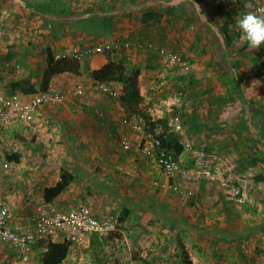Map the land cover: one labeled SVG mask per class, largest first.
<instances>
[{
	"label": "crops",
	"instance_id": "0c3cea01",
	"mask_svg": "<svg viewBox=\"0 0 264 264\" xmlns=\"http://www.w3.org/2000/svg\"><path fill=\"white\" fill-rule=\"evenodd\" d=\"M251 1L0 0L5 30L0 39V89L20 96L22 101L42 90L44 71L52 62L110 42L165 48L191 65V75L186 80L182 69L181 72L167 64L155 50L138 54L117 48L85 55L78 60L77 74L52 76L49 84L69 91L79 86L82 95L69 93L60 105L39 107L33 115L32 128L14 122L0 129V156L10 164L8 171L0 173V198L12 206L15 197L19 208L29 212L35 204L46 203L44 189L54 186L65 172L71 176L67 189L49 203L62 209L86 205L97 216L122 214L119 232L124 241L120 247L111 248V259L119 264L121 260L124 264H152L150 251H143L148 247V237L143 234L158 232V225H172L178 234L189 214L174 197L164 193L159 194L164 200L161 208H155L153 201L142 203L149 202L154 194L149 185L153 177L161 187L168 179L153 176L149 159L133 152L139 137L123 124L125 118L134 115L128 114L119 102L122 86L102 83L118 94L112 98L99 90L100 82L91 73L109 62H122L137 75L146 109L140 108L153 123L155 118L170 121L182 111L178 118L183 133L196 137L194 147L213 150L218 156L213 157L215 168L227 166L231 152L246 151L245 139L250 135L264 136V91L259 90L257 81L247 80L263 62L264 47L251 49L236 26ZM242 40L244 46L240 47ZM24 79L30 80L34 93L10 90L11 83ZM180 91L185 92V102L176 104L179 109L168 108ZM125 134L132 144L130 151L119 147ZM232 162L241 167L240 171L248 165L240 156ZM207 198V210L192 209V222L205 223L194 225L193 231L211 233L215 244L209 246L212 259L230 256L233 264H247L246 237L258 227H249L243 208L225 201L216 187ZM181 247L196 264L188 244L182 243ZM107 250L104 243L98 245L97 263L106 262ZM153 251L159 255L158 250ZM62 264H69V260L66 258Z\"/></svg>",
	"mask_w": 264,
	"mask_h": 264
},
{
	"label": "rangeland",
	"instance_id": "374dc122",
	"mask_svg": "<svg viewBox=\"0 0 264 264\" xmlns=\"http://www.w3.org/2000/svg\"><path fill=\"white\" fill-rule=\"evenodd\" d=\"M54 3H56V0H54ZM247 7L243 9L244 11L242 10L243 13H241V16L248 12L255 13L259 16H264V0H252L251 4ZM3 35H5V30L3 26V20L0 18V39ZM117 44L121 43H108L110 49H107L106 51L110 52L113 51V49L118 50L117 48H115ZM123 44H125V42ZM151 46L155 49L164 50V55H159L158 53H156V55L165 60L167 64H170L177 69L179 68L180 71L182 69V71L184 72L185 70L182 67L183 65H178L171 60V56L173 55L179 57L182 63L188 66V74L184 73L185 76H183L186 80L190 77L191 74L189 73L191 71V65L188 61L184 60L177 54L172 53L165 48H159L153 45ZM239 46H244V40L240 42ZM135 51H137L135 53L140 54L139 52H144L147 50ZM45 62H47V59ZM15 69L17 70L18 67H16ZM253 71V76H250L249 78H247V80L257 81V85L260 86L259 90L264 91V60L263 62H259L258 67L254 68ZM253 86L249 88L250 91ZM0 91L5 92L4 89H0ZM253 92L254 91H252L250 95H252ZM184 93L185 92L180 91L176 93L173 98L171 97L173 101L172 104L171 102L167 104L168 108L173 107L177 103H184ZM141 107L143 109H146L144 102L141 104ZM179 114L181 115L182 111L178 113V115ZM155 119L156 122H154V125L157 127H161L164 123H167V125L168 123H171V126H168L170 128L169 135H171L169 136V152L173 155L176 163H178V165L181 167L184 175L183 177H174L172 180H168V182L166 180L167 183L164 184L163 187H161L159 185V181L153 177V179L149 181V185L153 189L151 191L154 194L149 202L142 203L146 205L147 203L150 204L153 201L152 203L154 204L155 208H161L164 200L160 199L161 195L159 194L164 193V195H167L169 198L174 197L176 199V203H178L179 205H183V207L186 209L185 213L189 215L185 216L184 229L182 228L183 230L178 234H176L178 229L173 228L172 225L166 226L167 228H162L160 227V225H158V232L155 231L156 233H149L147 231L143 234L148 237L145 239L146 245H148V247H144L143 251H150L148 256L151 257L152 264H182V243L188 244L189 249H191L193 252V258H195L196 264L235 263V261H233L234 259L230 256H228L226 259L222 256H217V258L212 259V257H210L209 255V246L215 244L211 242V233L208 232V230L205 232L201 231L199 233L193 231L194 225H202L205 223L200 224L198 222H192V209H199L200 207L202 209L206 207L207 210L210 202V199L208 200L207 195L209 193H213L215 187L219 189L220 195L225 198V201H228L233 206L243 208L242 211L246 216H248L249 227H258L254 232L250 233L252 234L251 236L246 237V249L248 250L246 255H249L247 257V264H264V140L260 137L261 135H250L247 139L244 140L246 142V147L244 149V151H246L244 153L231 152L230 158L228 159L229 161L227 162L228 165L223 166L222 168H215L213 157L217 155L212 152L213 150L210 151L208 149H205V147H194L196 137L187 136L183 133L181 120L178 121L179 128H174V123L171 121L160 120L159 118ZM135 121L136 123H140V119L136 118ZM145 128L147 133L151 132V127L147 126ZM136 135L139 138L136 141L137 144L133 146V149L135 150L133 152L141 157H144L145 159H149L152 167L151 172L153 170V176H157L159 174L158 176L162 177L163 174L161 173V170L158 167L155 159L148 158L141 153V148L144 146L145 142L143 139L144 137H142V135L140 134ZM127 138V140H129L130 142V138L128 135ZM235 147H237V145ZM236 156H240L248 161V165L246 167L241 164L245 167V170L243 167L242 171H240L241 167L233 166V164L231 165V163H233L232 161L234 160V157ZM152 164L157 168V170L155 167H153ZM13 194L15 195V188L12 191V195ZM12 203V206L8 205V207L13 217L23 218L28 213V211H25V208H19L20 205L18 206V202L15 197ZM173 203H175L174 200ZM110 216L117 220V228L115 232L104 236H92L89 240H87L86 243L82 245H69L68 255L66 257L69 260V264H100L96 262V259L98 258V245L101 243H104L105 246H107V251H109L106 262L101 263L110 264L111 262V264H119L118 260H113L114 258L111 259L113 255L111 254V248L116 246L120 247L121 245L119 243L121 241H124L122 235L119 232L122 229L120 220H122L123 215L121 214V216H115L113 214H110ZM170 224H175V222L170 221ZM160 230L162 232H160ZM117 234H119V236ZM158 234H161L160 237L157 236ZM103 237H106V239H103ZM197 239H199L201 243H198ZM45 240L46 239L39 240L31 246V253L26 264H41L39 260L40 254L42 250H44L41 246V243H44L42 241ZM203 248H206L207 251H203ZM218 249L222 250L224 248L219 247ZM153 250H158L159 255H155L156 252ZM152 253L154 255H152ZM8 256H11L9 247L0 244V264H6L5 257ZM197 258L199 260H197ZM8 264L22 263L16 258L8 261ZM121 264H124L123 260H121Z\"/></svg>",
	"mask_w": 264,
	"mask_h": 264
},
{
	"label": "built area",
	"instance_id": "2783aa9c",
	"mask_svg": "<svg viewBox=\"0 0 264 264\" xmlns=\"http://www.w3.org/2000/svg\"><path fill=\"white\" fill-rule=\"evenodd\" d=\"M258 13V10H257ZM115 48L124 50H155L159 55H164L162 49H155L151 45L144 43H125L117 44ZM110 49L109 45H103L92 50L79 51L72 56L77 60L90 53H101ZM67 57V56H62ZM171 60L178 65H183L184 72L188 74V66L182 63L181 59L175 55ZM99 90L112 98L118 94L110 87L100 83ZM69 93L74 96H81L82 90L78 86L74 91L62 90L57 86L48 84L36 96L28 101H22L20 96L11 95L0 91V129L19 122L27 128H32V119L35 111L43 105H60ZM182 95V94H181ZM176 109L180 106L174 105ZM136 117L129 116L123 120V124L133 133L144 137V146L141 153L155 159L163 176L172 180L174 177H183L184 172L176 163L173 155L161 147L160 141L151 133L146 132L145 125L141 122L136 123ZM174 128L178 126V115L170 120ZM160 129V127L155 126ZM155 133L156 129H155ZM127 136L122 135L119 147L123 151L132 149ZM10 169V164L0 156V173ZM24 221V222H22ZM117 220L110 215H95L86 205L71 206L67 210L60 208L53 203L35 204L32 209L23 217L15 218L12 216L8 205L0 198V244L9 247L11 256L5 257V263L12 259H18L22 264L28 262L31 246L39 240L46 239L52 242H66L69 245H82L92 236H104L115 232ZM2 262V261H1Z\"/></svg>",
	"mask_w": 264,
	"mask_h": 264
},
{
	"label": "trees",
	"instance_id": "16d2710c",
	"mask_svg": "<svg viewBox=\"0 0 264 264\" xmlns=\"http://www.w3.org/2000/svg\"><path fill=\"white\" fill-rule=\"evenodd\" d=\"M229 17V14L227 15ZM79 70L78 60L73 57H60L52 62L44 71L41 88L45 89L52 76L61 73L77 74ZM92 77L96 82L109 84L110 82L118 83L122 86V94L119 96V102L124 110L130 114L140 118L145 127H151L152 135L157 138L161 147L170 151L169 142V127L164 123L160 129L155 128L154 123L151 122L147 112H144L140 107L143 98L141 97L137 86V75L124 67L122 62H109L101 69L93 71ZM10 90H19L24 94L34 93V86L29 79H24L10 84ZM155 129L156 132L155 133ZM150 132V131H149ZM151 133V132H150ZM264 139V136L261 137ZM71 180V176L62 172L60 180L52 187L45 188L43 198L46 203L52 201L57 195L64 192ZM41 243L44 249L40 254L41 264H62L66 259L69 250V244L66 242H52L45 240ZM182 264H193L189 255L183 250Z\"/></svg>",
	"mask_w": 264,
	"mask_h": 264
},
{
	"label": "clouds",
	"instance_id": "9594fccd",
	"mask_svg": "<svg viewBox=\"0 0 264 264\" xmlns=\"http://www.w3.org/2000/svg\"><path fill=\"white\" fill-rule=\"evenodd\" d=\"M236 26L251 49L264 47V16L248 12L237 20Z\"/></svg>",
	"mask_w": 264,
	"mask_h": 264
}]
</instances>
